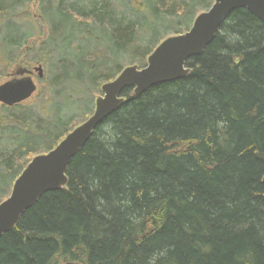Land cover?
<instances>
[{"label":"trees","instance_id":"1","mask_svg":"<svg viewBox=\"0 0 264 264\" xmlns=\"http://www.w3.org/2000/svg\"><path fill=\"white\" fill-rule=\"evenodd\" d=\"M31 1L0 0V75L30 63L18 21ZM122 1L37 0L47 77L34 101L0 105V202L32 158L92 114L103 84L145 66L164 20L213 3ZM185 69L141 95L122 91L70 160L66 185L0 238V264H264V23L232 11ZM89 91V110L64 114Z\"/></svg>","mask_w":264,"mask_h":264},{"label":"water","instance_id":"2","mask_svg":"<svg viewBox=\"0 0 264 264\" xmlns=\"http://www.w3.org/2000/svg\"><path fill=\"white\" fill-rule=\"evenodd\" d=\"M237 9H246L264 23V0H213L211 7L198 14L185 33L161 41L147 58L145 67L127 66L113 81L102 85L92 114L51 151L32 158L14 181L8 197L0 202V238L17 225L21 215L42 195L66 185L70 160L97 126L119 109L122 91L132 89L138 96L154 86L184 78L188 74L186 61L203 52L221 23ZM33 73L39 80L43 78L41 66L33 71L18 68L11 79L0 84V105L12 108L28 101L37 89L31 78Z\"/></svg>","mask_w":264,"mask_h":264},{"label":"rangeland","instance_id":"3","mask_svg":"<svg viewBox=\"0 0 264 264\" xmlns=\"http://www.w3.org/2000/svg\"><path fill=\"white\" fill-rule=\"evenodd\" d=\"M95 1H97V0H95ZM98 1H104V0H98ZM109 1L114 3V4H118V5L121 2L125 3L122 0H109ZM198 9L199 8L194 7V10L189 11L188 14L186 13L183 16L179 17L178 19H173L171 21L170 20H167V21L164 20L159 25V28H157V30H156V32L158 34L159 42H161L162 40L166 39L169 36H174L176 33L186 32L191 27L192 22L195 19V17L198 14L202 13V10L199 11ZM27 14L29 15V18H27V20L24 19L26 22H23V21L20 22V20L18 21V23H19L18 25L20 26L18 29V32L28 33L30 35V38L28 40L27 45L22 49L23 55L21 56L22 59H25L26 62L29 61L30 63L26 64L24 62L25 63L24 65L13 66L12 68H9L8 70L5 69L0 75V84L5 82L6 80H8L9 75L11 73H13L19 67L32 69V68L37 67L39 65L42 67V70H43V75H44L43 78L41 80H37L36 75L35 74L33 75V81L36 84L37 92H38L41 88L45 87L44 83L41 81L45 77H47V68L48 67L43 62H40V63L38 62V60L41 58L45 60L46 55L44 54L45 55L44 56L43 54L38 53L35 49L40 47V44L42 43V41H44L47 38L49 30H48V27L45 26L43 21L39 19L37 0L31 1L30 5L28 6ZM37 29L38 30L40 29V33L37 32L38 31ZM33 30L36 31V33H34ZM76 37H78V34L76 35ZM147 40H148V38H147ZM85 43H88V41L86 39H83L81 41V44H85ZM50 44H55V43L50 42ZM63 44H62V46H63ZM52 46H54V45H52ZM29 50H32V52L30 54H27L26 51H29ZM47 51H49V53H50L48 55V57H54V54L52 53L51 49L46 47V52ZM42 52L45 53L44 49L42 50ZM31 58L34 59L33 62L31 61L32 60ZM98 94H96V96H98ZM36 97H37V93L31 98V100H29V102H26L24 104H27V103L34 101L36 99ZM93 97L94 96H93V93L91 91H89L87 94L76 93V95L73 96L72 99H69V101L72 100L71 102L73 103V105L67 106L64 109V114L76 113V110L74 111V109H73L74 106L78 107L79 111H81V110L85 111L86 109L89 110L90 107L88 106V104L90 103L91 99L93 101Z\"/></svg>","mask_w":264,"mask_h":264},{"label":"bare ground","instance_id":"4","mask_svg":"<svg viewBox=\"0 0 264 264\" xmlns=\"http://www.w3.org/2000/svg\"><path fill=\"white\" fill-rule=\"evenodd\" d=\"M116 77H117V76H116ZM114 79H115V78H114ZM114 79H113V80H114ZM113 80H111V81H113ZM111 81H109V82H111ZM109 82H107V83H109ZM105 84H106V83H105ZM103 85H104V84H103ZM77 153H78V152H77ZM75 155H76V154H75ZM75 155H74V156H75Z\"/></svg>","mask_w":264,"mask_h":264},{"label":"flooded vegetation","instance_id":"5","mask_svg":"<svg viewBox=\"0 0 264 264\" xmlns=\"http://www.w3.org/2000/svg\"><path fill=\"white\" fill-rule=\"evenodd\" d=\"M33 76V75H32Z\"/></svg>","mask_w":264,"mask_h":264}]
</instances>
